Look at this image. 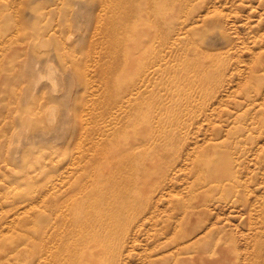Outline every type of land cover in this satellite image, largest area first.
Segmentation results:
<instances>
[{"label": "rangeland", "instance_id": "obj_1", "mask_svg": "<svg viewBox=\"0 0 264 264\" xmlns=\"http://www.w3.org/2000/svg\"><path fill=\"white\" fill-rule=\"evenodd\" d=\"M0 264H264V0H0Z\"/></svg>", "mask_w": 264, "mask_h": 264}, {"label": "bare ground", "instance_id": "obj_2", "mask_svg": "<svg viewBox=\"0 0 264 264\" xmlns=\"http://www.w3.org/2000/svg\"><path fill=\"white\" fill-rule=\"evenodd\" d=\"M119 196H121V195H119ZM90 197H91V196H90ZM87 210H88V207H87ZM86 213H88V212H86ZM65 224H66V223H65ZM72 224H73V223H72ZM72 224L69 225L68 229H69L71 226H73ZM84 224H85V223H84ZM67 226H68V225H67ZM70 229H71V228H70ZM70 229H69V230H70ZM108 233H109V232H108ZM64 235H65V234H64ZM84 235H85V234H84ZM71 236H72V235H71ZM80 236H81V235H80ZM73 237H74V235H73ZM75 237H77V236H75ZM82 238H83V241H88V239H85V236H83ZM68 239H69V238H68ZM61 240H62V239H61ZM81 240H82V239H81ZM75 241H76V240H75ZM95 241H96V240H94V242L92 241V243H96ZM61 242H62V241H61ZM68 242H70V241L68 240ZM68 242H67V243H68ZM73 245H74V244H73ZM98 245H99V244H98ZM98 245H97V246H98ZM88 246H89V245H88ZM76 247H77V246H76ZM89 247H91V246H89ZM100 247H101V246H100ZM118 247H119V246H118ZM120 247H121V246H120ZM95 248H96V245H95ZM98 248H99V246H98ZM102 248H103V247H102ZM59 249H60V248H58V250H59ZM85 249H86V248H85ZM96 249H97V248H96ZM117 249H118V248H117ZM119 249H120V248H119ZM119 249H118V250H119ZM86 250H87V249H86ZM94 250H95V249H94ZM120 251H121V250H120ZM77 252H78V251H77ZM85 252H87V251H85ZM94 253H95V251H94ZM102 253H103V252H102ZM76 256H78V255L76 254ZM73 257H74V256H73ZM95 257H96V254H95ZM80 258H82V257L80 256ZM101 258H102V257H101ZM77 259H78V258H77ZM91 259H92V258H91ZM75 260H76V258H75ZM89 260H90V259H89ZM103 260H104V259H103ZM73 261H74V260H73ZM91 262H92V261H91ZM67 263H68V262H67Z\"/></svg>", "mask_w": 264, "mask_h": 264}]
</instances>
